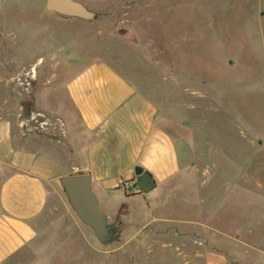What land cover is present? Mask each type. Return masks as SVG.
Wrapping results in <instances>:
<instances>
[{"label": "rangeland", "instance_id": "rangeland-1", "mask_svg": "<svg viewBox=\"0 0 264 264\" xmlns=\"http://www.w3.org/2000/svg\"><path fill=\"white\" fill-rule=\"evenodd\" d=\"M74 1L95 19L0 0L16 73L34 72L31 92L56 108L69 76L107 61L162 106L191 166L136 179L143 195L97 199L118 236L106 246L58 184L19 264H264V0Z\"/></svg>", "mask_w": 264, "mask_h": 264}, {"label": "crops", "instance_id": "crops-1", "mask_svg": "<svg viewBox=\"0 0 264 264\" xmlns=\"http://www.w3.org/2000/svg\"><path fill=\"white\" fill-rule=\"evenodd\" d=\"M1 37L0 264L22 263L24 251L38 239V219L61 177L88 174L104 205L111 193L123 197L116 190L120 179L134 185L130 196L143 195L136 179L161 184L191 166L183 139L168 132L162 106L114 65L100 59L69 76L52 117L47 112L54 109L42 106L40 89L24 97L13 83L22 63L12 65L16 55ZM34 116L58 121L59 130L28 133L26 123Z\"/></svg>", "mask_w": 264, "mask_h": 264}, {"label": "water", "instance_id": "water-1", "mask_svg": "<svg viewBox=\"0 0 264 264\" xmlns=\"http://www.w3.org/2000/svg\"><path fill=\"white\" fill-rule=\"evenodd\" d=\"M45 10L64 17L91 21L95 14L74 0H45ZM140 171L136 170V174ZM66 200L78 220L90 228L99 243L106 246L117 241L113 225L108 224L107 217L101 212L98 200L91 188L88 174L63 176L58 180Z\"/></svg>", "mask_w": 264, "mask_h": 264}, {"label": "built area", "instance_id": "built-area-1", "mask_svg": "<svg viewBox=\"0 0 264 264\" xmlns=\"http://www.w3.org/2000/svg\"><path fill=\"white\" fill-rule=\"evenodd\" d=\"M35 80V73H16L13 76V83L17 89L24 95L31 92L32 82ZM60 128L59 122L42 118L39 116L32 117L25 126V129L30 134H54ZM134 189L131 181L120 179L117 183L116 190L121 195H126Z\"/></svg>", "mask_w": 264, "mask_h": 264}, {"label": "flooded vegetation", "instance_id": "flooded-vegetation-1", "mask_svg": "<svg viewBox=\"0 0 264 264\" xmlns=\"http://www.w3.org/2000/svg\"><path fill=\"white\" fill-rule=\"evenodd\" d=\"M95 17H96V15H95ZM113 227H114V229H115V233H116V226H115V225H113Z\"/></svg>", "mask_w": 264, "mask_h": 264}, {"label": "trees", "instance_id": "trees-1", "mask_svg": "<svg viewBox=\"0 0 264 264\" xmlns=\"http://www.w3.org/2000/svg\"><path fill=\"white\" fill-rule=\"evenodd\" d=\"M122 208H123V206H122Z\"/></svg>", "mask_w": 264, "mask_h": 264}]
</instances>
